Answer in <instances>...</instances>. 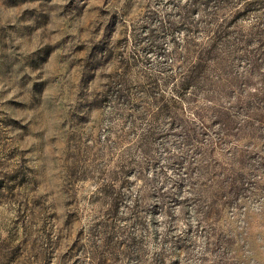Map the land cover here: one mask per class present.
<instances>
[{"label":"rangeland","instance_id":"374dc122","mask_svg":"<svg viewBox=\"0 0 264 264\" xmlns=\"http://www.w3.org/2000/svg\"><path fill=\"white\" fill-rule=\"evenodd\" d=\"M0 264H264V0H0Z\"/></svg>","mask_w":264,"mask_h":264}]
</instances>
